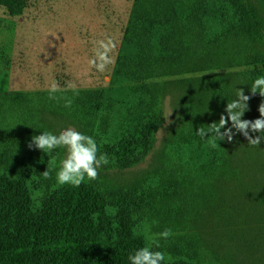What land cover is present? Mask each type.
Returning <instances> with one entry per match:
<instances>
[{
    "label": "trees",
    "instance_id": "trees-1",
    "mask_svg": "<svg viewBox=\"0 0 264 264\" xmlns=\"http://www.w3.org/2000/svg\"><path fill=\"white\" fill-rule=\"evenodd\" d=\"M262 22L250 0H135L115 74L130 79L134 91L127 100L109 102L97 91H57V99H49V92L0 93V264H130L129 256L143 247L162 252V264H201L193 245L173 235L159 237L164 225L179 221L174 209L182 183L160 178L161 186L149 191L107 188L93 180L59 185L61 148L49 156L28 144L42 132L55 134L61 119H78L103 133L112 159L130 165L153 145L168 85L210 80L215 98L225 104L233 56H239L245 82L264 76V53L258 54L264 49ZM204 72L213 73L183 77ZM61 97L70 98L71 107ZM212 102L206 99L203 106ZM201 142L197 169L227 170L234 158L227 140ZM50 160V178L44 179Z\"/></svg>",
    "mask_w": 264,
    "mask_h": 264
},
{
    "label": "rangeland",
    "instance_id": "rangeland-1",
    "mask_svg": "<svg viewBox=\"0 0 264 264\" xmlns=\"http://www.w3.org/2000/svg\"><path fill=\"white\" fill-rule=\"evenodd\" d=\"M250 1L260 11L264 24V0ZM134 4L135 0L0 2V93L49 92L55 80L59 91H64L66 82L73 81L76 91H97L109 102L117 97L127 100L134 91L127 86L130 79H117L115 74ZM109 37L116 44L114 62L99 73L88 62L94 42ZM263 53L264 49L259 48L258 54ZM227 72L231 75L228 102L236 98L238 89H243L251 97L246 120L259 118L258 108L264 97L251 96V84L244 81L239 69V56H233ZM211 73L183 77L205 79ZM163 92H168L164 118L153 145L128 166L106 153L103 133L78 119H61L54 132L58 135L74 128L96 141L97 155L106 154L109 163L98 169L93 181L104 187L149 191L161 186L160 178L182 183L183 194L177 197L178 207L174 209L179 221H169L163 229H171L175 240L183 239L196 247L201 264H264V140L252 147L242 134H236L232 142L227 141L234 157L227 170L197 169L195 151L199 144L204 146L201 141L208 139L198 136L197 130L201 125L218 122L221 114L227 115L224 109L228 102H218L210 80L170 84ZM206 99L214 102L203 106ZM252 110L257 111L255 115H251ZM216 112L219 115L215 116ZM106 133L111 136L115 130ZM249 134L253 138L260 135L251 130ZM61 151L63 160L67 153L63 148Z\"/></svg>",
    "mask_w": 264,
    "mask_h": 264
},
{
    "label": "clouds",
    "instance_id": "clouds-1",
    "mask_svg": "<svg viewBox=\"0 0 264 264\" xmlns=\"http://www.w3.org/2000/svg\"><path fill=\"white\" fill-rule=\"evenodd\" d=\"M116 47L112 38L100 39L94 42L92 49L93 56L89 60L90 67L97 72L103 73L113 61L112 53ZM77 89L73 81L66 82L64 91ZM60 90L59 84L53 80L49 85V99H57L55 93ZM251 96L259 94L264 97V76L257 77L250 85ZM65 100V107H71L72 100L67 97H61ZM249 95H245L243 89H238L236 99L228 102L224 111L227 115L221 114L218 122L208 125H201L197 130V135L202 139L208 138L214 144L219 141L232 142L236 134H242L248 141V145L257 147L264 140V102L259 105V118L253 120H244L242 117L249 110ZM230 122V127L228 126ZM224 130V131H222ZM235 130V131H233ZM260 133L253 138L249 134ZM35 146L36 149L51 156L59 148L66 150V157L61 161L60 169L57 172V183L59 185H71L79 187L85 180L92 181L98 177V169L109 163L106 154H98L96 141L87 135H84L74 128H68L61 131L58 135L45 131L41 135H34L28 144L29 149ZM50 165L42 173L44 179L50 178ZM173 233L171 229H166L159 233V237L167 240ZM130 264H162L165 255L160 251H151L149 247H143L129 256Z\"/></svg>",
    "mask_w": 264,
    "mask_h": 264
}]
</instances>
